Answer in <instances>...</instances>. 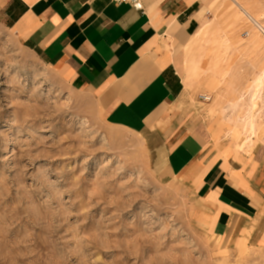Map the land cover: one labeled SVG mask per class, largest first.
Listing matches in <instances>:
<instances>
[{"label": "rangeland", "instance_id": "rangeland-1", "mask_svg": "<svg viewBox=\"0 0 264 264\" xmlns=\"http://www.w3.org/2000/svg\"><path fill=\"white\" fill-rule=\"evenodd\" d=\"M201 1L205 40L176 50L189 77L187 113L231 145L253 144L263 136L264 82L254 112L263 128L249 135L242 125L254 95L247 88L264 71V36L236 22L230 2L211 9ZM260 1L255 18L264 22ZM216 87L236 90L218 99ZM217 244L193 198L148 168L139 138L107 125L93 99L0 17V264H264L262 249Z\"/></svg>", "mask_w": 264, "mask_h": 264}, {"label": "crops", "instance_id": "crops-1", "mask_svg": "<svg viewBox=\"0 0 264 264\" xmlns=\"http://www.w3.org/2000/svg\"><path fill=\"white\" fill-rule=\"evenodd\" d=\"M201 2L0 0V17L107 125L139 138L148 168L193 198L219 247L264 250V135L236 147L187 113L176 50L199 30Z\"/></svg>", "mask_w": 264, "mask_h": 264}, {"label": "bare ground", "instance_id": "bare-ground-1", "mask_svg": "<svg viewBox=\"0 0 264 264\" xmlns=\"http://www.w3.org/2000/svg\"><path fill=\"white\" fill-rule=\"evenodd\" d=\"M227 2H230L233 6H235L239 10V21H236V22L245 23L246 21H248L249 24H252V26H254L258 30V32L261 33L264 36V22L263 21H258L255 18L256 16H259L260 9L262 7V2L260 0H209L208 1V7L212 9L213 7L218 6L220 3H222L221 7H223ZM203 28H205V29H203ZM203 28H200L194 35H191L190 39H194L195 38V39L198 40V39L201 38V40L203 41V39L207 36L206 25H203ZM256 33H255L254 36L258 37L260 34L257 35ZM262 35H261L260 38H262ZM258 40H259V38H258ZM251 42L249 44H251ZM254 44H256V43H254ZM260 44H261V42H260ZM263 82H264V71L261 73L260 76H258V78L255 79V81H253V84H254L255 88H251V87L247 88L248 90L254 89V95L252 96V100H250V103L247 104V106H248V112L246 114L247 115V120L242 125L243 128L245 129L246 133L249 134V135H256V132H259V130H261L263 128V125L260 122H258L257 120H255V114L256 113H254L255 110H256V107L258 106L257 103H256V101L258 99V92L259 91L261 92V88H262L261 86H262ZM225 85H227V84H225ZM185 86L190 87L189 77L188 76H186V78H185ZM235 90H236V88L235 89H226V91H224L223 89H217V87H216L215 90H210V93H212V95H215L216 98L222 99V98L225 97V93L226 92H230V93L234 94ZM260 92H259V94H260ZM241 97H242V94L239 93V96L237 95L236 100H240ZM243 98L244 97H242V99ZM210 100H212V99L210 98ZM236 100H234V101H236ZM245 106H243V108ZM262 131H263V135H264V129H262ZM249 140H251V139H249ZM244 142H246V140ZM244 142H243V144H244ZM250 142L251 141H248V143H250ZM249 146H251V145L249 144Z\"/></svg>", "mask_w": 264, "mask_h": 264}, {"label": "built area", "instance_id": "built-area-1", "mask_svg": "<svg viewBox=\"0 0 264 264\" xmlns=\"http://www.w3.org/2000/svg\"><path fill=\"white\" fill-rule=\"evenodd\" d=\"M115 4H127L131 8L138 10V11H144L143 10V0H113ZM204 101H210V98L202 96L201 97Z\"/></svg>", "mask_w": 264, "mask_h": 264}]
</instances>
